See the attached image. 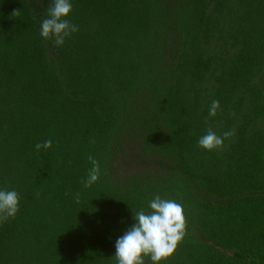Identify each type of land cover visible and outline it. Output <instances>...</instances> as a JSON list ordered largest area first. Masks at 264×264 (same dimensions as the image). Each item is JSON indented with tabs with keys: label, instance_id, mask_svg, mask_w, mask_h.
I'll return each mask as SVG.
<instances>
[{
	"label": "trees",
	"instance_id": "1",
	"mask_svg": "<svg viewBox=\"0 0 264 264\" xmlns=\"http://www.w3.org/2000/svg\"><path fill=\"white\" fill-rule=\"evenodd\" d=\"M70 2L79 30L56 46L52 0H0V190L20 195L0 264H117L155 195L187 225L160 264H264V0ZM208 128L234 134L207 151Z\"/></svg>",
	"mask_w": 264,
	"mask_h": 264
},
{
	"label": "clouds",
	"instance_id": "2",
	"mask_svg": "<svg viewBox=\"0 0 264 264\" xmlns=\"http://www.w3.org/2000/svg\"><path fill=\"white\" fill-rule=\"evenodd\" d=\"M70 0H52L47 14L39 23L40 36L45 40H52L56 46L64 45L67 38L79 30V26L67 19L72 11ZM19 15V10L13 12ZM220 107L218 100L211 102L208 115L216 116ZM235 115V113H232ZM207 122V121H206ZM234 134L233 130L217 135L211 128L198 140V147L207 151L222 149L224 140ZM94 143V141H92ZM52 140L36 143L35 149H49ZM91 168L82 180L85 188L91 187L101 176V167L98 160L88 156ZM106 174V172L104 173ZM79 203V193L75 194ZM20 195L15 190H0V223L15 218L19 211ZM134 224L128 228L115 242V260L117 264H145L148 258L152 264H160L170 257L178 244L186 235V217L183 206L172 199H165L155 195L148 201V210L141 208L134 215Z\"/></svg>",
	"mask_w": 264,
	"mask_h": 264
},
{
	"label": "rangeland",
	"instance_id": "3",
	"mask_svg": "<svg viewBox=\"0 0 264 264\" xmlns=\"http://www.w3.org/2000/svg\"><path fill=\"white\" fill-rule=\"evenodd\" d=\"M131 160H132L131 163L133 165L132 167H130L129 165L127 166L125 163H120L118 172L121 174L129 173V171H133L136 166L138 167V164L135 162V160L134 159H131Z\"/></svg>",
	"mask_w": 264,
	"mask_h": 264
}]
</instances>
